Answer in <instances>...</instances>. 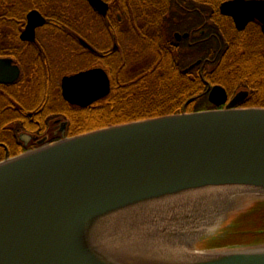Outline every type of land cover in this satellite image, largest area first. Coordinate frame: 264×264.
I'll use <instances>...</instances> for the list:
<instances>
[{
	"label": "water",
	"instance_id": "95a60500",
	"mask_svg": "<svg viewBox=\"0 0 264 264\" xmlns=\"http://www.w3.org/2000/svg\"><path fill=\"white\" fill-rule=\"evenodd\" d=\"M221 8L264 24V0ZM19 75L15 66L1 81ZM62 89L86 106L110 93L111 79L96 67L65 76ZM209 92L215 108L112 124L0 160V264H264V243L200 245L246 205L221 219L209 206L264 199V106L238 107L242 91L220 107L226 88Z\"/></svg>",
	"mask_w": 264,
	"mask_h": 264
},
{
	"label": "flooded vegetation",
	"instance_id": "af4514ba",
	"mask_svg": "<svg viewBox=\"0 0 264 264\" xmlns=\"http://www.w3.org/2000/svg\"><path fill=\"white\" fill-rule=\"evenodd\" d=\"M101 1L103 10L91 0H0V160L78 134L77 130L96 119L99 100L86 106L71 103L63 96L62 82L67 75L96 67L107 71L98 63L109 57L99 59L98 46L109 45V23L114 18H125L123 44L128 43L127 49L142 39L139 46L144 48L187 53L183 73L198 70L207 78L217 68L229 84L215 83L223 85L229 96L220 107L242 91L247 92L238 107L264 106L262 98H256L261 87L259 71L264 70L260 19L237 21L222 11L228 0ZM29 25L32 31L26 34ZM211 31L217 35V62L200 56L191 59L189 51L208 50ZM116 43L119 47L114 37L115 49ZM75 60L82 62L73 64ZM15 66L20 68L18 78L1 81L13 74ZM242 67L244 75L252 68L254 84L235 80ZM215 84L207 85L208 97L209 87ZM251 98H256L254 105Z\"/></svg>",
	"mask_w": 264,
	"mask_h": 264
},
{
	"label": "trees",
	"instance_id": "16d2710c",
	"mask_svg": "<svg viewBox=\"0 0 264 264\" xmlns=\"http://www.w3.org/2000/svg\"><path fill=\"white\" fill-rule=\"evenodd\" d=\"M123 21L114 18L113 24L109 23V45L98 46L102 51V56L98 58L109 57V61L99 60L98 64L109 72L111 92L96 102L94 113L96 119L77 130V133L168 113L208 109L211 102L206 91L207 85L222 83L229 86L219 76L217 68L210 72L207 78H203L198 70L183 73L181 68L188 61L187 53L183 54L178 49L170 51L157 47L144 48L139 46L142 39H137V44L132 48L125 49ZM211 32L208 50L189 51L191 59L200 56L204 60L209 58L217 62L219 53L215 47L218 42L217 35ZM114 37L119 44L117 49L113 46ZM243 67L241 72L235 74V80L241 83L249 80L254 84L252 68L244 75ZM260 89L264 94V88L259 87L256 90L257 97ZM256 98H251L252 105L256 103ZM262 103L264 105V95ZM227 223L232 225L228 238L219 241L206 240L202 245L223 246L243 241L264 243V199L253 200L232 215Z\"/></svg>",
	"mask_w": 264,
	"mask_h": 264
},
{
	"label": "rangeland",
	"instance_id": "374dc122",
	"mask_svg": "<svg viewBox=\"0 0 264 264\" xmlns=\"http://www.w3.org/2000/svg\"><path fill=\"white\" fill-rule=\"evenodd\" d=\"M128 43L127 44H123L124 48L127 49ZM122 46V47H123ZM126 46V47H125ZM75 62V63H74ZM73 62V64H78L81 61L79 60H75ZM83 64V63H82ZM259 82L261 84V88H264V70L262 71H259ZM230 78L231 77H228V80L230 81ZM257 97V96H256ZM263 97V91L260 89V94L258 95V98H262ZM254 198L252 197H248L247 195H234V196H230L228 198H223L217 202V205H213L212 206H209V212H206L207 213H213L215 215V217L217 219H221V218H226L228 216V213L230 212V210L238 205H240V203H243L244 205H248L250 204L252 201H253ZM231 201V202H230ZM214 211V212H213ZM208 216V215H206ZM252 223H254V220H252ZM226 223H223L222 221L212 230H210V234L213 233L212 235H210L209 237H212V238H220V239H223V238H228L229 235H231V227L230 225H226ZM236 243H246L245 241L243 242H236Z\"/></svg>",
	"mask_w": 264,
	"mask_h": 264
}]
</instances>
